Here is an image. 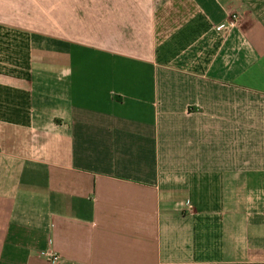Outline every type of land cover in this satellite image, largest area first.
<instances>
[{
	"label": "crops",
	"instance_id": "crops-1",
	"mask_svg": "<svg viewBox=\"0 0 264 264\" xmlns=\"http://www.w3.org/2000/svg\"><path fill=\"white\" fill-rule=\"evenodd\" d=\"M0 264H264V0H0Z\"/></svg>",
	"mask_w": 264,
	"mask_h": 264
},
{
	"label": "built area",
	"instance_id": "built-area-1",
	"mask_svg": "<svg viewBox=\"0 0 264 264\" xmlns=\"http://www.w3.org/2000/svg\"><path fill=\"white\" fill-rule=\"evenodd\" d=\"M238 21H239V16L237 14H235L231 17L230 22L227 25L220 26L219 30L228 31L232 28H235L238 24ZM53 260L57 261L58 258L54 257Z\"/></svg>",
	"mask_w": 264,
	"mask_h": 264
}]
</instances>
